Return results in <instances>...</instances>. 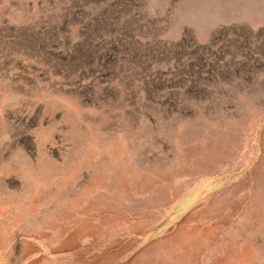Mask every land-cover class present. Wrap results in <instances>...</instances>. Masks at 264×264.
<instances>
[{"label": "rangeland", "instance_id": "rangeland-1", "mask_svg": "<svg viewBox=\"0 0 264 264\" xmlns=\"http://www.w3.org/2000/svg\"><path fill=\"white\" fill-rule=\"evenodd\" d=\"M0 264H264V0H0Z\"/></svg>", "mask_w": 264, "mask_h": 264}]
</instances>
